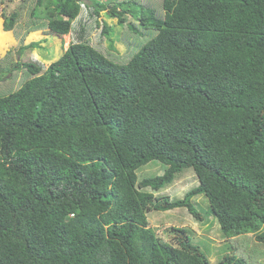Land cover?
<instances>
[{
  "label": "trees",
  "instance_id": "obj_1",
  "mask_svg": "<svg viewBox=\"0 0 264 264\" xmlns=\"http://www.w3.org/2000/svg\"><path fill=\"white\" fill-rule=\"evenodd\" d=\"M82 6L86 35L46 67L0 57V81L28 74L0 96V264H264L236 239L240 255L211 262L185 228L167 241L147 219L176 207L202 219L203 194L224 237L264 245V0H21L0 17L15 32L26 12L24 35L62 42ZM103 13L126 26L124 52ZM151 160L163 172L138 179ZM188 168L196 186L155 195Z\"/></svg>",
  "mask_w": 264,
  "mask_h": 264
},
{
  "label": "rangeland",
  "instance_id": "obj_2",
  "mask_svg": "<svg viewBox=\"0 0 264 264\" xmlns=\"http://www.w3.org/2000/svg\"><path fill=\"white\" fill-rule=\"evenodd\" d=\"M106 1V0H102ZM21 0H1L0 9L2 8L5 15H9L16 7L19 5ZM87 9L82 6L80 16L74 21L71 36L66 34L61 39L56 36H48L45 34V30L40 29L37 31L29 32L27 35L25 31L27 29L26 22L28 21V13L23 12L21 16L20 24L16 26L15 32L12 30L5 31L3 29V18L0 17V37L4 39L0 43V57L4 56L6 52L10 51L12 58L20 59L23 61H43L46 67L49 64L51 58H57L62 53V47L65 49L70 40L81 39L80 34L86 35L85 28L89 26L92 22L86 17ZM104 18L114 30L111 32V38L114 39L115 47L120 50V52L125 51V43L120 39L121 37V27L123 31H126V26L117 24V18L109 17L105 13L102 14ZM81 24L85 26V28ZM84 31V32H83ZM18 32V33H17ZM127 33V32H126ZM14 34H18L17 37H24L23 41L16 38ZM24 35V36H23ZM88 38L91 39L92 43L97 45H102L103 49L110 50L108 52L114 53L109 49L108 42L103 40H98L96 36V30H92ZM46 41H42L46 38ZM148 38H137L136 44L129 50L133 52L143 44ZM39 46L28 48L24 50H19L21 44H27L31 41H38ZM128 51V52H129ZM9 61H4V69L9 66ZM28 74H26L25 69L14 70L11 73H7L6 77L0 81V96L10 93L17 89L23 81L26 79ZM164 165L158 160H151L148 163L142 165L137 170L138 179L143 177L154 176L163 172ZM198 180L195 176L194 171L191 168L184 169L182 172L176 175L174 180L167 186L161 188L159 191L155 192V195H167L170 199L181 198L186 191L196 186ZM149 189V188H147ZM192 202L195 209L201 214L202 219L195 218L186 207H176L168 210H151L147 212L148 225L156 232L161 238L172 241L175 233H180L181 228H185L190 236L191 241L199 246L201 251L207 256L209 261L217 262L221 259L223 254L232 253L236 249L232 246L234 240L240 243L238 250L241 249V253H248L249 249L252 252H258L264 250V245L258 243L255 240L253 234L249 233L244 236H239L237 238H226L222 235L219 224L214 217L213 213H210L207 198L203 194H197L193 196ZM230 239H232L230 241ZM237 254L238 251L236 250Z\"/></svg>",
  "mask_w": 264,
  "mask_h": 264
}]
</instances>
